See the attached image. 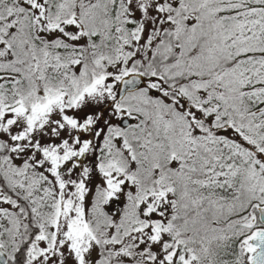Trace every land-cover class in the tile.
Returning <instances> with one entry per match:
<instances>
[{
    "label": "snow or ice",
    "instance_id": "snow-or-ice-1",
    "mask_svg": "<svg viewBox=\"0 0 264 264\" xmlns=\"http://www.w3.org/2000/svg\"><path fill=\"white\" fill-rule=\"evenodd\" d=\"M0 264H264V0H0Z\"/></svg>",
    "mask_w": 264,
    "mask_h": 264
}]
</instances>
